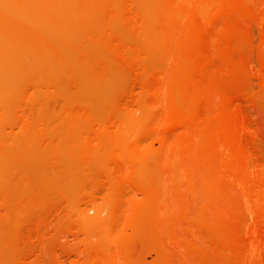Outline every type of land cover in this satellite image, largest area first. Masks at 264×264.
I'll list each match as a JSON object with an SVG mask.
<instances>
[{
    "label": "bare ground",
    "instance_id": "obj_1",
    "mask_svg": "<svg viewBox=\"0 0 264 264\" xmlns=\"http://www.w3.org/2000/svg\"><path fill=\"white\" fill-rule=\"evenodd\" d=\"M0 264H264V0H0Z\"/></svg>",
    "mask_w": 264,
    "mask_h": 264
},
{
    "label": "rangeland",
    "instance_id": "obj_2",
    "mask_svg": "<svg viewBox=\"0 0 264 264\" xmlns=\"http://www.w3.org/2000/svg\"><path fill=\"white\" fill-rule=\"evenodd\" d=\"M91 214H94V212H93V213H91ZM148 260H150V261H151V258H149V257H148Z\"/></svg>",
    "mask_w": 264,
    "mask_h": 264
}]
</instances>
